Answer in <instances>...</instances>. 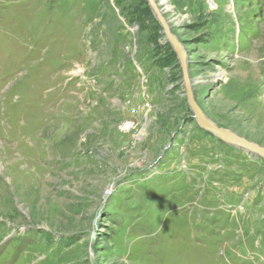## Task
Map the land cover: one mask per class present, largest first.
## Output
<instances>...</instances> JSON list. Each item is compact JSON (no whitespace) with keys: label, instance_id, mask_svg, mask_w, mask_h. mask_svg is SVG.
I'll return each instance as SVG.
<instances>
[{"label":"rangeland","instance_id":"obj_1","mask_svg":"<svg viewBox=\"0 0 264 264\" xmlns=\"http://www.w3.org/2000/svg\"><path fill=\"white\" fill-rule=\"evenodd\" d=\"M156 1L264 147V0ZM0 264H264V157L145 0H0Z\"/></svg>","mask_w":264,"mask_h":264},{"label":"water","instance_id":"obj_2","mask_svg":"<svg viewBox=\"0 0 264 264\" xmlns=\"http://www.w3.org/2000/svg\"><path fill=\"white\" fill-rule=\"evenodd\" d=\"M159 26L161 27L165 41L170 45L173 51L181 72V84L184 90L185 99L192 113L193 119L205 131L212 134L220 141L235 146L244 150L254 156L264 157V147L258 146L255 143L249 142L242 137L230 132L229 130L219 127L211 122L204 114L198 103L196 102L192 90L191 79L188 70V61L186 52L178 40L177 36L172 32L166 18L164 17L161 9L156 0H145Z\"/></svg>","mask_w":264,"mask_h":264}]
</instances>
